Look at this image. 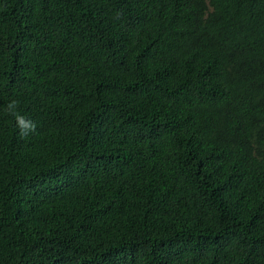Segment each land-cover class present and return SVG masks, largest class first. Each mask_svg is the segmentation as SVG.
<instances>
[{
  "label": "trees",
  "instance_id": "16d2710c",
  "mask_svg": "<svg viewBox=\"0 0 264 264\" xmlns=\"http://www.w3.org/2000/svg\"><path fill=\"white\" fill-rule=\"evenodd\" d=\"M0 264H264V0H0Z\"/></svg>",
  "mask_w": 264,
  "mask_h": 264
},
{
  "label": "clouds",
  "instance_id": "9594fccd",
  "mask_svg": "<svg viewBox=\"0 0 264 264\" xmlns=\"http://www.w3.org/2000/svg\"><path fill=\"white\" fill-rule=\"evenodd\" d=\"M5 111L7 114L13 116L15 120V126L19 130L21 139H26L30 134L36 132L37 123L31 118L22 114L20 110V102L18 100H10L5 106Z\"/></svg>",
  "mask_w": 264,
  "mask_h": 264
}]
</instances>
